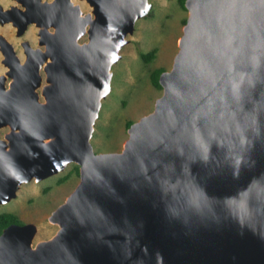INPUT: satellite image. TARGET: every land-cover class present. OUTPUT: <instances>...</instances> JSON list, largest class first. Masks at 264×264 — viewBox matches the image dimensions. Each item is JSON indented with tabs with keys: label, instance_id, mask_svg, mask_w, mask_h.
I'll list each match as a JSON object with an SVG mask.
<instances>
[{
	"label": "water",
	"instance_id": "water-1",
	"mask_svg": "<svg viewBox=\"0 0 264 264\" xmlns=\"http://www.w3.org/2000/svg\"><path fill=\"white\" fill-rule=\"evenodd\" d=\"M89 3L93 18L59 1L0 6L18 35L39 26L43 46L24 42L21 60L0 36V203L70 162L80 177L49 216L52 237L33 245L30 222L2 229L0 264H264V0H185L161 95L106 152L92 147L93 124L150 3Z\"/></svg>",
	"mask_w": 264,
	"mask_h": 264
},
{
	"label": "rangeland",
	"instance_id": "rangeland-1",
	"mask_svg": "<svg viewBox=\"0 0 264 264\" xmlns=\"http://www.w3.org/2000/svg\"><path fill=\"white\" fill-rule=\"evenodd\" d=\"M9 1L0 0V4L5 7ZM148 2L149 10L136 19L132 32L126 34L127 41L119 50L120 58L110 67L112 72L110 90L101 99L90 137L95 152L122 149L128 137L129 125L151 112L155 100L162 93V87H156L152 83L153 70L158 68L162 72L170 69L178 50V41L188 10L183 7L181 0H148ZM89 5L86 3L81 8V12H87L92 7ZM91 14H93L92 9ZM38 28L35 23H30L23 34L17 35L16 27L11 22L0 23V33L13 44L21 60L24 59L22 40L27 39L32 46L43 48L38 43ZM85 40H87V32L78 39L79 42ZM150 49H155L154 56L151 60L145 61L140 52ZM1 57L0 53V74L7 68L2 63ZM40 72L42 80L37 90L40 100H43L41 87L47 81L44 71ZM8 130V126L0 127V138ZM79 179L78 165L75 162L68 163L62 170L40 180L31 178L19 184L14 197L0 203V212H13L21 223H34L37 227L32 239L34 245L57 232L59 224L51 221L49 216L72 192Z\"/></svg>",
	"mask_w": 264,
	"mask_h": 264
},
{
	"label": "flooded vegetation",
	"instance_id": "flooded-vegetation-1",
	"mask_svg": "<svg viewBox=\"0 0 264 264\" xmlns=\"http://www.w3.org/2000/svg\"><path fill=\"white\" fill-rule=\"evenodd\" d=\"M39 1L40 2H43V3H45V2H49V3H52V2H55V1H59L61 4H59L61 7H63V8H69V9H72L73 8V6H77L80 10H81V8L86 4V3H88V4H90L89 3V0H10L6 5L7 6H5V7H3L1 4H0V6H2L3 8H17V9H26L27 7H29V6H33V5H36V4H38L39 3ZM89 6H91V4L89 5ZM91 9H93V6L92 7H90V9L87 11V12H85V13H82V14H86V13H90L91 14ZM93 13V12H92ZM92 18H93V14H92ZM10 22V21H9ZM1 23V22H0ZM31 23H34V22H31ZM2 24V23H1ZM12 24V23H11ZM30 24V23H29ZM29 24H27L26 25V28H25V30L27 29V27H28V25ZM13 25V24H12ZM15 26V25H14ZM16 27V26H15ZM39 27V26H38ZM87 27H88V24H87ZM39 29V28H38ZM24 30V31H25ZM15 31H16V34H17V28L15 29ZM24 33V32H23ZM22 33V34H23ZM18 35V34H17ZM0 36H3L4 37V35L2 34V33H0ZM38 38H39V36H38ZM9 41V40H8ZM24 42H26V43H28L29 45H30V47H34V46H32L31 44H30V42L27 40V39H25V40H22L21 41V47H22V50H23V53H24V46H23V44H24ZM13 45V44H12ZM13 48H14V46H13ZM14 51H15V49H14ZM16 52V51H15ZM0 53L2 54V57H3V53H2V51H1V49H0ZM1 57V58H2ZM24 57H25V53H24ZM1 61H2V59H1ZM4 87L7 89V88H9V79H7L6 78V80L4 81Z\"/></svg>",
	"mask_w": 264,
	"mask_h": 264
},
{
	"label": "trees",
	"instance_id": "trees-1",
	"mask_svg": "<svg viewBox=\"0 0 264 264\" xmlns=\"http://www.w3.org/2000/svg\"><path fill=\"white\" fill-rule=\"evenodd\" d=\"M182 2V5L183 7L185 8V5H184V0H181ZM154 52H155V49H150L146 52L144 51H141L140 52V55L141 57L145 60V61H149L153 58L154 56ZM161 70H159L158 68H155L152 72V83L156 86V87H159L161 88V84L159 83L158 81V77H159V74H160ZM130 124V122L128 121V125ZM78 172H79V169H78ZM21 223L18 219V216L16 214H14L13 212H9V211H6V212H0V232L2 231V229L7 226L8 224L10 223Z\"/></svg>",
	"mask_w": 264,
	"mask_h": 264
},
{
	"label": "bare ground",
	"instance_id": "bare-ground-1",
	"mask_svg": "<svg viewBox=\"0 0 264 264\" xmlns=\"http://www.w3.org/2000/svg\"><path fill=\"white\" fill-rule=\"evenodd\" d=\"M49 59V58H48ZM48 59H47V61H48Z\"/></svg>",
	"mask_w": 264,
	"mask_h": 264
}]
</instances>
